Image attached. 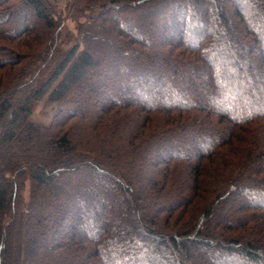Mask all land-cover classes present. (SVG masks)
Instances as JSON below:
<instances>
[{"label":"trees","instance_id":"16d2710c","mask_svg":"<svg viewBox=\"0 0 264 264\" xmlns=\"http://www.w3.org/2000/svg\"><path fill=\"white\" fill-rule=\"evenodd\" d=\"M66 8L62 50L47 0H0V264H264V0Z\"/></svg>","mask_w":264,"mask_h":264},{"label":"rangeland","instance_id":"374dc122","mask_svg":"<svg viewBox=\"0 0 264 264\" xmlns=\"http://www.w3.org/2000/svg\"><path fill=\"white\" fill-rule=\"evenodd\" d=\"M47 1L50 4V6H52L55 19L60 20V22L62 23V27L59 32V39H58L59 48H61L62 50L68 49L73 44L77 36L76 35L77 34V31H76L77 23L84 21L85 17L78 16L77 18H75L74 10L72 9L68 10L66 8L68 0H47ZM140 6H141L139 7V9H141L140 12L133 13V11H131L130 9L127 15L132 17L136 14L137 18L139 17L141 19L147 18L150 21H154V20L162 19L163 17H166L168 14L167 10L164 11L165 7H162L161 9L160 8L158 9L157 7L148 9L147 7H145V5L144 6L140 5ZM109 75L111 74L108 73V76ZM86 77L91 78L90 75ZM96 77L97 75H94L91 80H93ZM56 112H57L56 106L46 104L45 99L43 98L35 102L33 109H32V113L29 116V120L34 124L46 126L49 124V122L51 121L52 117L54 116ZM147 170H150V167L147 168ZM147 170L145 171L146 173L149 174ZM28 188H29L28 181H26L25 187H24V198L25 199L28 196ZM118 191L119 193H121L120 190ZM151 197L152 195L149 194L148 196H146V199H151ZM114 200L118 204L122 202L121 199L117 198L116 196H114ZM45 211L48 213V215H46L45 217V221L46 220L49 221V218L53 215L54 211L46 207H45ZM129 217L133 219V216L131 214H129ZM196 254H198L197 251L196 253H194V255L196 256Z\"/></svg>","mask_w":264,"mask_h":264}]
</instances>
